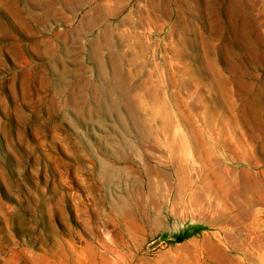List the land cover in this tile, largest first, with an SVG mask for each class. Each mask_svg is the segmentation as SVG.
I'll return each instance as SVG.
<instances>
[{"label":"rangeland","instance_id":"1","mask_svg":"<svg viewBox=\"0 0 264 264\" xmlns=\"http://www.w3.org/2000/svg\"><path fill=\"white\" fill-rule=\"evenodd\" d=\"M0 264H264V0H0Z\"/></svg>","mask_w":264,"mask_h":264}]
</instances>
